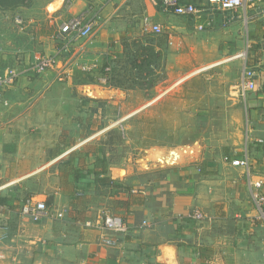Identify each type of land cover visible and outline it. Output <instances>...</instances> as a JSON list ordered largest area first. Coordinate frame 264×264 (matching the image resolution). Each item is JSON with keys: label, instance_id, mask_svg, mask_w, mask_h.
Wrapping results in <instances>:
<instances>
[{"label": "rangeland", "instance_id": "rangeland-1", "mask_svg": "<svg viewBox=\"0 0 264 264\" xmlns=\"http://www.w3.org/2000/svg\"><path fill=\"white\" fill-rule=\"evenodd\" d=\"M50 1L31 0L14 8L0 7L1 73L14 70L32 79L44 78L36 66L59 49L56 36L60 25L70 17L68 8L75 0H65L55 13L52 12L61 1L49 4L47 9ZM87 1L85 11L98 23L92 35L80 42L85 46L98 44L96 49L103 53L98 69L75 76L77 87H63L60 92L52 89L58 96L71 93L92 99L82 95L84 83L106 93V98L92 99L95 101L82 108L81 115L74 117L66 131L67 136L86 141L78 151L91 145L100 158L120 167L141 163L152 149L161 150L158 160L167 158L172 161L168 163H176L186 155L195 162L197 175L207 179L220 175L226 156L242 157L261 149L264 141L258 139V132L264 128V105L258 100L262 91L255 85L245 96L235 93L246 66L259 70L252 58L256 54L251 53L261 46L252 40V32L264 23V17L257 14V5L226 12L212 8L208 0H178L197 6L198 15L189 17L167 11L163 0ZM106 6L111 18L101 26L105 19L100 22V12ZM143 14L162 26L160 34L141 31ZM62 58L61 54L58 63L47 70L61 73ZM212 64L215 65L209 67ZM107 66L111 68L112 81L103 84L99 79ZM62 82H67L65 75L55 76V84ZM72 143L75 140L69 145ZM210 163L218 169L208 170ZM143 168L148 169L146 164ZM28 169L19 168L17 174ZM119 172L126 173L124 169ZM3 173L11 179L9 182L16 177L14 167L1 176ZM245 177L246 181V173ZM9 186L0 190V198L12 194L16 201L20 200L19 187ZM34 188L41 192L45 185L36 184ZM3 206L0 204V264H51L47 241L33 242L20 231L29 222L22 217L20 205L14 203L15 210L9 211ZM32 221L29 223L36 222ZM237 233L232 231L234 238L243 236Z\"/></svg>", "mask_w": 264, "mask_h": 264}, {"label": "crops", "instance_id": "crops-1", "mask_svg": "<svg viewBox=\"0 0 264 264\" xmlns=\"http://www.w3.org/2000/svg\"><path fill=\"white\" fill-rule=\"evenodd\" d=\"M57 1L61 4L52 13L64 6L65 0H51L47 9ZM87 5V0H75L68 8L70 17L85 11ZM256 5L257 11H261L257 14L264 17V3L252 6ZM108 8L101 9L99 20L105 19L101 26L111 18L106 14ZM252 40L261 45L251 53L256 54L252 58L259 68L255 88L262 93L258 101L264 105V23L254 28ZM80 43L62 52L61 73L47 70L39 73L43 79H32L22 72L5 92L8 104L0 103V190L14 185L21 192L17 201L16 196L7 194L3 207L15 210L12 205L16 203L21 213L25 197L34 195L44 197L49 210L48 216L39 222L22 215L33 223L26 226L25 222L20 231L33 242L47 241L51 264H55L54 258L56 264H264V228L257 221V208L241 167L226 162L229 165L220 166L219 176L204 179L197 175L195 162L189 156L168 163L172 161L167 158L158 160L161 150L152 149L137 165L108 164L106 172L93 175L85 170L82 178L74 181L73 167L79 161L75 159L72 166L68 158L86 141L73 139L66 131L74 117L81 115V109L95 100L71 93L58 96L52 89L60 92L63 87H77L75 76L98 69L103 56L96 49L98 44ZM53 51L55 54L56 50ZM57 75H65L67 82L55 84ZM99 80L106 84L102 77ZM258 136L264 141V128ZM73 140L76 143L69 145ZM248 156L253 176H264V144ZM95 159L92 155L81 166L91 169ZM97 165L99 171L101 165ZM211 165L208 170L218 169ZM9 167H14L16 174L10 182L4 173L1 176ZM23 167L29 169L17 174ZM122 169L125 175L120 174ZM102 177L112 182L102 184ZM41 183L45 188L40 192L34 186ZM195 208L205 212V220L178 219ZM105 213L122 215L128 226L126 233L117 235L115 246H107L102 240L107 233L101 224ZM145 219L149 226L142 227ZM232 231L242 232L243 236L234 238Z\"/></svg>", "mask_w": 264, "mask_h": 264}, {"label": "built area", "instance_id": "built-area-1", "mask_svg": "<svg viewBox=\"0 0 264 264\" xmlns=\"http://www.w3.org/2000/svg\"><path fill=\"white\" fill-rule=\"evenodd\" d=\"M72 2V0H67ZM257 3H264V0H208V5L212 8H217L226 12H236L242 9H247L250 5ZM164 7L167 11L174 12L177 15L182 16H197L199 11L197 6L193 3H182L178 0H163ZM88 10L71 16L65 20L59 27L57 39L60 42L59 49L53 55L43 57L36 66L37 73L45 72L49 68H53L58 62V57L63 51L72 50L74 46L80 41L89 38L94 32L96 19L94 17H88ZM140 28L144 34H160L162 32V26L153 21L148 15H144L140 19ZM203 28V25H199ZM107 72H110V68H106ZM19 77V73L14 70H7L0 74V103L4 105L8 104V100L5 98V92L9 86L15 84ZM256 77V72L250 67H245L243 77L235 89L237 96H245L248 91L256 85L253 79ZM104 82L107 83L108 77H102ZM262 142V140H260ZM225 161L230 163L233 167H241L244 169L248 177L249 188L251 198L257 208V220L264 228V176H253L252 168L248 153L246 152L244 157H230L226 156ZM21 214L25 217L32 219L33 221H41L49 214L46 199H40L34 195L27 196L21 204ZM206 218V214L203 210L195 208L188 211L184 215L178 216L180 221L193 220L203 221ZM104 230L107 231L103 235L102 240L107 246H115L117 241V235L126 233L128 226L125 218L116 213H105L101 222ZM149 226L147 219L143 220L142 227ZM109 233V234H108Z\"/></svg>", "mask_w": 264, "mask_h": 264}, {"label": "trees", "instance_id": "trees-1", "mask_svg": "<svg viewBox=\"0 0 264 264\" xmlns=\"http://www.w3.org/2000/svg\"><path fill=\"white\" fill-rule=\"evenodd\" d=\"M31 2V0H0V7H3V8H14V7H18V6H21V5H26V4H29ZM190 17V16H189ZM141 18V17H140ZM110 68V66H107ZM106 67V68H107ZM106 68H105V71H104V76H101V77H108V81L107 83L110 84L111 81H112V76H111V71L110 72H107L106 71ZM111 70V68H110ZM80 119V124H82L81 122V118H78V120ZM91 145H86L84 146V148L82 150H79V151H73L70 153V156H69V160L68 162H72V166H73V161L76 159V161H79V164L78 166L74 168V174H73V177H74V181L78 182L81 178H82V175L84 173L85 170H87V172H91V174L93 175H99V173H104L106 172L107 170V167H108V163L103 159V158H100L98 156V153L95 149H92ZM92 155H95L96 159L94 161L93 164H95L93 166V168H88V169H85L84 167L81 166V164L90 156ZM232 157V156H231ZM237 157H240V156H237ZM100 164V170L98 171V165L97 164ZM99 181L100 183L102 184H109L112 182V179L110 178H99ZM0 185H1V182H0ZM6 203V198H0V204H5ZM186 221H191V220H186Z\"/></svg>", "mask_w": 264, "mask_h": 264}, {"label": "water", "instance_id": "water-1", "mask_svg": "<svg viewBox=\"0 0 264 264\" xmlns=\"http://www.w3.org/2000/svg\"><path fill=\"white\" fill-rule=\"evenodd\" d=\"M82 95L96 100L106 98V93L104 91L93 86H84Z\"/></svg>", "mask_w": 264, "mask_h": 264}]
</instances>
